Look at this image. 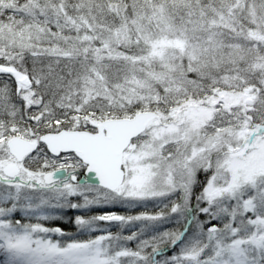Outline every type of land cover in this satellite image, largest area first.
Listing matches in <instances>:
<instances>
[{
  "label": "snow or ice",
  "instance_id": "1",
  "mask_svg": "<svg viewBox=\"0 0 264 264\" xmlns=\"http://www.w3.org/2000/svg\"><path fill=\"white\" fill-rule=\"evenodd\" d=\"M0 264H264V0H0Z\"/></svg>",
  "mask_w": 264,
  "mask_h": 264
}]
</instances>
